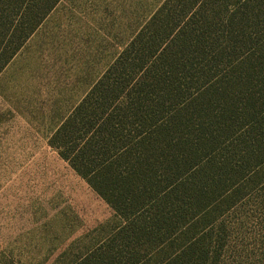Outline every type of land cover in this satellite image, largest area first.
Here are the masks:
<instances>
[{
    "label": "trees",
    "instance_id": "1",
    "mask_svg": "<svg viewBox=\"0 0 264 264\" xmlns=\"http://www.w3.org/2000/svg\"><path fill=\"white\" fill-rule=\"evenodd\" d=\"M60 1L0 0V74ZM49 146L119 219L75 264H229L264 197V0H165Z\"/></svg>",
    "mask_w": 264,
    "mask_h": 264
},
{
    "label": "rangeland",
    "instance_id": "2",
    "mask_svg": "<svg viewBox=\"0 0 264 264\" xmlns=\"http://www.w3.org/2000/svg\"><path fill=\"white\" fill-rule=\"evenodd\" d=\"M164 1L61 0L0 74V263L75 264L118 223L49 138ZM260 197L229 219V264H264Z\"/></svg>",
    "mask_w": 264,
    "mask_h": 264
}]
</instances>
